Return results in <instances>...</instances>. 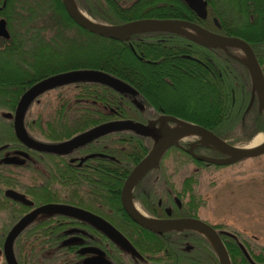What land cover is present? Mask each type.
<instances>
[{
	"label": "trees",
	"instance_id": "1",
	"mask_svg": "<svg viewBox=\"0 0 264 264\" xmlns=\"http://www.w3.org/2000/svg\"><path fill=\"white\" fill-rule=\"evenodd\" d=\"M247 1L252 2L250 11L259 16L263 13L261 1ZM19 8L17 9L14 4H6L2 11L1 15L7 17L13 36L9 41L1 40V42L14 45L28 40L25 43L38 44L40 48L33 59L39 62V66L35 68L34 78L30 80H10L9 82L0 80V108H14L20 95L36 81L50 74L75 69L103 71L120 79L131 88L113 89L102 83L87 80L61 87L57 90V94L45 95L33 104H38L39 107L37 112H30L32 117L37 114L42 116L44 110L48 108L60 109L58 126L55 124L43 126L38 122L37 126L33 127L38 133L61 141L111 119L112 115L106 116L111 112L106 110L123 109L124 117H132L134 110L143 106L147 109L155 108L166 114L178 115L209 129L221 139L236 146L249 143L255 135L264 131V112L259 110L257 100L255 99L248 107L252 91L251 79L246 64L235 54L234 48L223 50L196 44L188 46L187 44L191 42L181 36H175L167 41L156 40V38L164 37L167 32L137 33L128 39L100 36L77 25L65 11L61 0H40L34 8L29 5L27 8L29 16L26 18L29 26L27 30L25 29L26 32L19 36L20 39H17L16 31L13 30L10 22L15 19L14 16ZM37 8L44 13L38 15ZM80 8L92 20L106 25L122 24L137 19H184L194 14L186 8L182 0H124L121 10L110 0H92V2L83 0ZM22 22H25L24 19L20 20V23ZM40 22L42 24L40 28L44 31H39ZM34 29L37 31L35 32ZM230 35L239 36L251 45L264 77V26L252 33L236 30ZM154 60H157L158 64L154 65L152 63ZM157 70L159 72L153 73ZM141 72L144 74L143 78L140 75ZM155 77L158 78L155 82H158L165 90L166 88L176 89L179 82L183 83L185 80L188 83H196L199 88L205 90L204 99L208 111L202 116L173 112L162 99L155 97L152 91L153 85L150 83L154 82ZM29 123L34 125L35 122ZM107 144L108 149L122 162L106 161L110 176L103 181H96L94 178L90 180L93 194L95 191L98 192V201L107 202L108 210L105 211L107 219L117 230H126L131 227L134 229L133 235L137 234L139 238L149 234L158 235L135 223H130L129 227L124 223H118L121 218L128 220L119 201L120 188L133 167L151 149L152 142L137 137H108ZM191 150L203 156L222 155L205 144L191 147ZM185 155L191 162L206 166L204 162L194 159L191 155L186 153ZM95 161L103 162L104 160ZM100 162L98 163L100 165L94 162L93 169L98 168V171H102L100 168L104 166ZM193 174L196 172L190 173L187 179L189 198L185 211L187 215L196 217L200 199L194 190L196 180ZM85 181V179L82 180L84 185H86ZM104 181L107 187L105 190L102 186ZM65 183L69 186L68 179ZM151 207H146L150 215L159 213ZM31 227L37 230L39 224L31 223L28 228ZM216 227L220 229V236L231 264H250L239 244H242L253 256L255 263L264 264V248L256 254L250 243L242 242L238 234L229 232L235 235L230 236L224 233L222 227ZM197 236L201 237L199 234ZM202 239L201 244L214 251L206 239Z\"/></svg>",
	"mask_w": 264,
	"mask_h": 264
},
{
	"label": "flooded vegetation",
	"instance_id": "2",
	"mask_svg": "<svg viewBox=\"0 0 264 264\" xmlns=\"http://www.w3.org/2000/svg\"><path fill=\"white\" fill-rule=\"evenodd\" d=\"M38 1L40 2V0ZM110 1L116 3L119 10L123 8L124 0ZM182 1L186 8L194 14L177 20L189 22L223 36H236L230 35L236 30L252 33L259 28L261 21H264V0H261L263 13L260 16L250 11L252 9L251 1L203 0L206 3L205 17L199 16L184 0ZM26 2L28 0H0V20H5L6 28L10 34L9 39L0 38V73L7 74V77L4 78L0 76V80H30L34 78L35 68L39 66V62L33 59L40 48L38 44L24 42L13 45L1 42V40L9 41L13 36L7 17L1 15L6 4H24ZM82 2L83 0H74L81 12L88 16L80 8ZM226 4L230 5L231 8ZM254 6L257 7L256 4ZM27 16L28 14L19 11L16 13V17L20 20ZM262 24L264 25V23ZM188 30L195 34L192 30ZM22 35L18 33L16 35L17 39H20L19 36ZM175 36H181L188 42L190 41L191 43L187 42L188 46L196 44L201 47L212 48L176 33L167 32L164 37L156 38V40L167 41ZM197 36L198 40L202 39L201 36ZM152 63L156 65L158 61L154 60ZM61 87L42 93L28 106L23 117V126L26 135L31 140L30 143L21 141L15 134L14 120L18 102L12 109L0 108V264H7L4 243L12 227L24 217L45 205H68L90 212L112 224L105 214V211L108 210L107 202L98 201V192L95 191V194H93L90 182L93 178L96 181H103L110 176L107 172L106 161L122 162L117 155H114L108 149V137L143 138L151 141L152 146L155 142L153 136L129 128L102 134L85 144L69 149H60L59 152L48 150L50 147L57 146L73 136L59 141L38 133L33 128L37 126L38 122L43 126H50L51 124L58 126L60 109L48 108L44 110L42 116L37 114L32 117L30 114L31 106L45 95L57 94V90ZM171 110L177 114L180 112ZM106 111L111 112V114L106 112V116L112 115V118L90 128L111 121L120 122L124 120H131L134 123L146 126L162 115H170L187 121L178 115L166 114L155 108L147 109L145 106L135 109L132 117H124L122 112H125V110L123 109L120 111L114 109ZM30 121L35 122L34 125H31ZM158 126V122L154 124L155 128H158ZM167 126L172 129L178 127L170 121L167 122ZM178 144L172 145L161 157L159 164L149 170L133 188L131 194L133 206L137 211L153 219L194 217L187 215L185 211V205L189 198L186 170L181 169V176L179 174L178 177L174 178L171 171L164 170L163 162L168 153L175 152L176 156L180 153L188 154L186 152L188 148L202 143L197 142V139L194 138L178 140ZM188 144H190V147ZM97 159H103L104 161H95ZM176 159L178 158L176 157L173 161L175 162ZM94 162L97 165H100L99 162L102 163L104 166V168H100L102 171H98V168L93 169ZM178 162L176 161V163ZM184 167L185 165H181V168ZM67 179L69 180V186L65 183ZM83 179L86 180V185L82 183ZM105 184V181L102 182L104 190L107 188ZM121 188L119 191L120 204ZM138 206L143 211H140ZM147 206H152L151 208L159 213L154 216L150 215ZM121 207L128 220L121 218L118 223H124L127 227L131 226L130 223L136 224L125 212L122 204ZM194 218H199V216ZM28 223L12 242V251L17 264H220L210 242L203 235L193 230H170L156 233L158 235L149 234L139 238L137 234L133 235L134 229H131V227L126 230L118 229V232L134 248L132 250L111 240L100 229L91 224L92 222L76 215L38 212ZM31 223H38L39 228L37 230H34V227L28 228ZM211 226L220 235V229L214 225ZM147 231L152 233L150 230ZM198 234L206 239L214 251L201 244L203 239L197 236ZM136 240L137 243H135ZM204 249L207 250L204 251ZM250 256L253 259V256Z\"/></svg>",
	"mask_w": 264,
	"mask_h": 264
},
{
	"label": "water",
	"instance_id": "3",
	"mask_svg": "<svg viewBox=\"0 0 264 264\" xmlns=\"http://www.w3.org/2000/svg\"><path fill=\"white\" fill-rule=\"evenodd\" d=\"M188 6L194 10L199 16L205 17L206 3L203 0H184ZM65 11L69 17L80 27L95 33L100 36L109 37L112 39H128L129 36L137 33L144 32H169L181 34L189 37L191 40L212 48H221L227 50L228 47L240 48L246 55L247 61L244 62L248 68L251 79V97L248 107L252 105L254 100H257L259 110L264 112V77L260 67V64L256 58V55L251 45L244 39L237 36H223L212 33L197 25L189 22L177 19H137L130 20L122 24L106 25L97 23L90 17L85 18L80 13L81 10L76 6L74 0H61ZM192 30L194 33L190 32ZM202 39L198 40V36ZM9 39L10 34L6 28V22L4 19L0 20V38ZM80 80H87L102 83L113 89L128 88L131 89L128 84L124 83L120 79L109 75L103 71L95 69H75L66 72L56 73L43 78L33 85H31L20 96L16 106L14 129L15 134L21 141L30 143V139L26 135L23 126V117L34 99H36L42 93L61 87L68 84H73ZM173 122L178 127L169 128L167 122ZM159 124L158 128L154 127V124ZM134 129L140 133H147L154 137L155 142L152 148L146 153V155L133 167L130 173L125 178L123 186L121 188V204L128 214V216L136 222L139 226L150 230L155 233H161L164 231L188 229L193 230L203 235L213 246L220 264H231L230 257L227 249L222 241L219 233L216 229L209 225L207 222L200 218L186 217L178 219H153L141 212L137 211L133 206L131 200V194L134 186L137 182L153 167L159 164L161 157L172 145H179L178 140H184L183 137L189 133L196 136L197 142L205 144L219 153L220 157L215 156H203L195 154L191 148H188L186 152L194 159L202 161L206 164L213 165H229L240 161L244 158H250L264 154V140L258 146L247 148V146H236L221 139L209 129L198 125L193 122L180 120L177 117L170 115H162L156 120L149 122L146 126L140 123H134L131 120H124L120 122L111 121L97 125L84 132H81L69 140L50 147L48 150L59 152L60 149H69L75 146L85 144L92 139L115 130L120 129ZM38 212L48 213H60L64 215H76L84 220L92 222L95 227L100 229L111 240L123 244L125 247L134 250L128 240L118 232V230L110 224L108 221L81 209L74 208L68 205L61 204H49L45 205L28 216L21 219L16 223L7 235L4 243V254L7 264H17L13 251L12 242L16 236L27 226L29 221ZM230 236H235L233 233L224 232ZM244 256L250 262V264H257L253 261L248 251L242 244H239Z\"/></svg>",
	"mask_w": 264,
	"mask_h": 264
},
{
	"label": "rangeland",
	"instance_id": "4",
	"mask_svg": "<svg viewBox=\"0 0 264 264\" xmlns=\"http://www.w3.org/2000/svg\"><path fill=\"white\" fill-rule=\"evenodd\" d=\"M38 2V0H28L24 4H14V6L17 9L20 7L18 11L29 16L27 8L29 5L34 8ZM226 5L231 8L230 5ZM36 10L38 15L44 13L38 8ZM27 17H24L25 22L22 23L17 17L11 20L10 25L16 31V35L26 32L25 29L29 26L26 22ZM262 26L264 25L261 23L257 30H260ZM40 27H42L41 22L38 28ZM34 31L36 32L37 29ZM39 31H42L41 28ZM234 52L243 62L247 61L245 53L240 48H235ZM159 70L153 73L156 74ZM142 73L140 75L143 78ZM0 76L4 78L7 74L0 73ZM157 79L155 77L154 82ZM4 81L9 82L10 79ZM154 82L150 83L153 85L152 91L155 97L162 99L170 109L199 116L208 111L204 99L205 90L199 88L196 83H188L185 80L183 83L179 82L178 88L172 90L166 88L165 90L158 82ZM38 107V104L31 106V112H37ZM260 136L264 138V131L255 135L249 143L237 146L249 147ZM195 137L189 133L183 139H194ZM176 157L178 163L173 161ZM215 157H220V155L216 154ZM163 164L164 170L171 171L174 178L179 174L181 176V169L186 170L188 176L196 172L193 174L196 180L194 190L200 199L197 210V216L200 219L211 225L222 227L225 232L238 234L242 242L250 243L256 254L264 248V154L244 158L229 165L208 164L204 166L191 162L185 153L176 156L175 152H171ZM181 165L185 167L181 168ZM138 207L140 211H143L140 206Z\"/></svg>",
	"mask_w": 264,
	"mask_h": 264
},
{
	"label": "bare ground",
	"instance_id": "5",
	"mask_svg": "<svg viewBox=\"0 0 264 264\" xmlns=\"http://www.w3.org/2000/svg\"><path fill=\"white\" fill-rule=\"evenodd\" d=\"M82 14L83 17L87 18L88 17L83 13V12H80ZM264 140L263 136H260L258 137L249 147L247 148H251V147H255V146H258L259 144H261V142Z\"/></svg>",
	"mask_w": 264,
	"mask_h": 264
}]
</instances>
